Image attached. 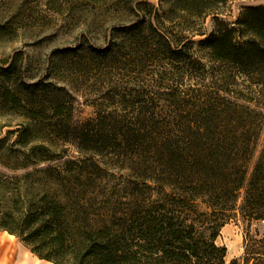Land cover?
I'll return each instance as SVG.
<instances>
[{
	"label": "trees",
	"instance_id": "16d2710c",
	"mask_svg": "<svg viewBox=\"0 0 264 264\" xmlns=\"http://www.w3.org/2000/svg\"><path fill=\"white\" fill-rule=\"evenodd\" d=\"M218 2L226 0H161L158 9L141 0L136 9L143 15L119 27L139 45L134 69L118 65L113 45L89 47L86 60L99 78L106 75L105 64L126 69L125 78L139 76V66L155 68V89L135 94L114 84L95 103L96 117L81 124L73 122L75 106L65 88L12 79L22 54L0 61V84L19 86L0 85V107L24 112L28 120L21 142L36 133L39 139L75 142L84 155L154 158L145 169L148 194L139 200V212L117 222L94 221L85 205L72 202L73 194L44 192L29 205L17 201L4 211L0 231L54 264H227V248L216 239L231 214L249 223L264 221V144L249 175L264 125V6L244 10L235 22L219 21L217 35L196 40L195 34L204 33L192 25L215 14ZM179 19L189 27L177 28ZM197 43L215 65L212 78L182 89L188 68L209 73L193 51ZM241 83L248 93L236 91ZM45 156L33 162L60 158ZM199 203L207 210L201 211ZM258 236L246 246L244 264H264V236ZM230 264L242 263L234 259Z\"/></svg>",
	"mask_w": 264,
	"mask_h": 264
},
{
	"label": "rangeland",
	"instance_id": "374dc122",
	"mask_svg": "<svg viewBox=\"0 0 264 264\" xmlns=\"http://www.w3.org/2000/svg\"><path fill=\"white\" fill-rule=\"evenodd\" d=\"M140 1L0 0V61L12 59L16 53L22 54L12 79L18 84L21 81L27 84L44 82L54 90L65 88L70 93L68 99L75 106L73 122L81 124L96 117L95 103L102 102L114 84L135 94L155 89L156 83L151 75L155 68L146 67L144 71L139 66L136 68V72L142 71L139 76L133 74L125 78L126 69L119 70L112 64H105L106 75L99 78L95 65H88L86 60L89 47L113 45L112 51L118 53L120 60L118 65L123 66L124 63L128 70L134 69L139 45L133 37L120 32L119 27L130 25L143 15L136 9ZM149 1L161 9V0ZM256 6H264V0L218 2L215 14L192 25L194 31L198 29L204 33L195 34V39L199 41L217 35L219 21L235 22L244 10ZM49 7L54 8L50 11ZM141 7L143 12L149 11L144 4ZM161 15L165 26H170L167 14L161 11ZM179 21L181 24L177 28L189 27L183 19ZM193 51L210 69L204 74L196 68H188L181 86L186 90L203 80L210 81L215 66L200 43ZM159 67L163 68L162 64H158ZM165 67L171 69L170 66ZM3 83L11 85L6 81L0 85ZM11 87L18 89L19 86L12 84ZM235 89L246 91L242 83ZM27 123L24 112L0 107V217L4 211H11L17 201L26 206L44 192L62 197L73 194L75 200L72 202L85 205L94 221L109 219L117 222L126 213L139 212V200L148 194L144 186L145 169L154 162L153 157L84 155L79 153L75 142L65 143L55 137L39 139L36 133L30 136L28 143H23L19 136ZM263 144L264 125L255 156L250 162L249 175ZM45 155L60 158L33 162L36 157ZM69 161L77 163L68 164ZM198 207L201 211L207 210L202 203ZM231 215L221 228L216 244L227 248V264L234 259L244 264L242 259L248 251L246 246L249 244L250 247L254 235L264 236V221L249 223L239 213Z\"/></svg>",
	"mask_w": 264,
	"mask_h": 264
},
{
	"label": "crops",
	"instance_id": "0c3cea01",
	"mask_svg": "<svg viewBox=\"0 0 264 264\" xmlns=\"http://www.w3.org/2000/svg\"><path fill=\"white\" fill-rule=\"evenodd\" d=\"M3 245V250L10 252L15 256L14 263L18 261L28 260L31 264H54L50 261L42 260L36 256L32 251L15 235L10 234L7 231H0V245ZM2 250H0L1 255ZM0 256V264H3Z\"/></svg>",
	"mask_w": 264,
	"mask_h": 264
},
{
	"label": "bare ground",
	"instance_id": "6f19581e",
	"mask_svg": "<svg viewBox=\"0 0 264 264\" xmlns=\"http://www.w3.org/2000/svg\"><path fill=\"white\" fill-rule=\"evenodd\" d=\"M3 245H0V250H2L1 252V260H3V264H15L14 260H15V256L12 255L10 252L3 250ZM0 255V256H1ZM17 264H31V262H29L28 260L24 259L21 261H18ZM36 264V263H35Z\"/></svg>",
	"mask_w": 264,
	"mask_h": 264
}]
</instances>
